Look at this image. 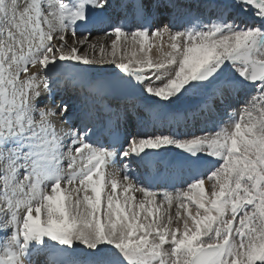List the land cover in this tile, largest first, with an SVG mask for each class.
I'll use <instances>...</instances> for the list:
<instances>
[{
  "label": "snow or ice",
  "instance_id": "snow-or-ice-1",
  "mask_svg": "<svg viewBox=\"0 0 264 264\" xmlns=\"http://www.w3.org/2000/svg\"><path fill=\"white\" fill-rule=\"evenodd\" d=\"M235 3L259 23L224 6L177 28L174 0H124L120 22L109 0H0V264H264V0ZM93 30L111 52L84 47ZM152 41L168 48L155 61ZM65 88L82 103L49 106ZM133 164L182 186L156 191Z\"/></svg>",
  "mask_w": 264,
  "mask_h": 264
},
{
  "label": "rangeland",
  "instance_id": "rangeland-1",
  "mask_svg": "<svg viewBox=\"0 0 264 264\" xmlns=\"http://www.w3.org/2000/svg\"><path fill=\"white\" fill-rule=\"evenodd\" d=\"M202 1L203 0H199L198 1V3L200 4V6L202 5ZM232 2H235V0H232ZM195 3H196V6H197V1H195ZM238 8V10H241L240 9V7H237ZM124 11H127V12H130V10H127V9H125ZM123 11V12H124ZM250 13V12H249ZM249 13H246V14H249ZM246 16V15H245ZM253 16V15H252ZM254 17V16H253ZM167 21V20H166ZM252 21H257V19L254 17L253 19H252ZM250 22V24H253V23H251V21H249ZM163 24H161V26H162ZM177 28H179V27H177ZM72 39H73V37H71L70 36V38H69V41H67V43H69V44H71L72 43ZM77 39H80V38H78L77 37ZM111 39H115V37L113 36V38H109V37H103V36H98V37H94L93 39H90V38H88L87 39V41H86V44H85V46L84 47H88V45L89 44H95L96 45V52H95V55L97 56V57H99V55H100V53H99V46H100V44H104L105 45V47H106V52H111L112 51V49H111ZM67 40V39H66ZM167 40V37H165L164 38V41H166ZM164 41H152V43L154 44V47L152 48V50H151V52L149 53V55L151 56V58L155 61V60H157V59H159V58H161L160 57V53L158 52V48H161L162 47V50L164 51V52H166V51H168V48H167V45H166V43H164ZM125 47H127V59H133V57L131 56V52H132V46L129 44V45H125V43H124V40H123V38L121 39V41L119 42V44H118V48H120L121 49V51H120V53L118 54V56H117V60H118V62L120 61V57L121 56H124L125 55V52H124V48ZM136 51H137V55L139 56V55H142L141 53H139V45H136V49H135ZM154 51V52H153ZM89 55L90 56H92L93 55V52H92V50L89 48ZM109 58H111V57H109ZM127 59H125L123 62H127ZM93 67H99V66H93ZM105 67L106 68H111V67H113V66H111V65H105ZM244 96H246V95H244ZM230 103V102H229ZM233 108L231 107V104H230V107L227 109V111H231ZM239 110V108L237 109V111ZM216 115H218L219 116V120H218V122H220V121H222V120H224V119H226V116H225V112L223 111V110H221V111H219ZM217 122V123H218ZM216 123V124H217ZM215 124V125H216ZM215 127V126H214ZM213 127V128H214ZM173 212H174V209H173ZM83 247V246H82Z\"/></svg>",
  "mask_w": 264,
  "mask_h": 264
},
{
  "label": "bare ground",
  "instance_id": "bare-ground-1",
  "mask_svg": "<svg viewBox=\"0 0 264 264\" xmlns=\"http://www.w3.org/2000/svg\"><path fill=\"white\" fill-rule=\"evenodd\" d=\"M119 1H120V0H111V2H110V3L113 4V11H117L118 14H120V13L122 12V10H121L119 7H117ZM129 2H131V0H129ZM182 6L184 7L185 5H182ZM210 6H211V7H210ZM196 8H197V10H200V14H202V16H203L205 19H207V18H209V17H215V16L218 14L219 10H220V8L217 7V4L211 3V4H208L207 6H203V5L200 6V4L198 3V1H197V6H196ZM181 9H182V8H181ZM130 10H131V9H130ZM104 11H105V12H108L109 9H105ZM177 12H180V11H177ZM229 15H230V13H228V16H229ZM130 18H132V17L130 16ZM178 18H179V15L176 14V19H178ZM177 23H180V20H179V19L177 20ZM99 32H100V33H99V36L108 37V36H105V35H104V32H101V31H99ZM68 35L71 36V34H68ZM71 37H72V36H71ZM77 37H78V38H83L82 36H79V35H77ZM88 38H90V36H89ZM153 52H154V51H153ZM30 71H36V69L31 68ZM68 90H69V89L65 88V89H64V92H67ZM243 97H244V95H243ZM239 107H240L239 100H236V101H235V108L238 109ZM197 134L199 135V134H201V133L198 132ZM81 247H82V246H81Z\"/></svg>",
  "mask_w": 264,
  "mask_h": 264
}]
</instances>
